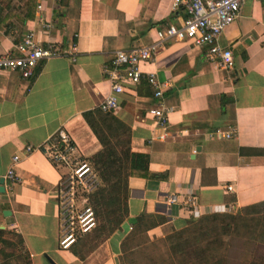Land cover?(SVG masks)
<instances>
[{
    "label": "crops",
    "instance_id": "obj_1",
    "mask_svg": "<svg viewBox=\"0 0 264 264\" xmlns=\"http://www.w3.org/2000/svg\"><path fill=\"white\" fill-rule=\"evenodd\" d=\"M38 15L52 24L42 38L64 49L74 44L75 58L42 60L31 79L0 70V227L22 236L32 264H122L121 242L139 216L156 222L150 238L191 220L182 204H166L172 193L194 192L203 211L216 204L236 211L264 200V0H245L219 39L232 50L233 68L210 62L189 40L166 42L142 66L162 84V101L171 107L167 126L156 127L147 113L160 101L143 83L121 95L114 115L130 127L131 150L149 156L153 175L127 179L125 220L84 259L59 248L56 187L67 168L52 164L42 149L27 154L25 146L45 145L63 129L77 158L98 152L101 145L82 114L99 108L109 92L102 66L115 49L147 45L185 14L173 10L171 0H47L41 12L35 0H0V52L40 31ZM216 128H235L236 135L209 136ZM14 154L20 182L8 194L4 175Z\"/></svg>",
    "mask_w": 264,
    "mask_h": 264
},
{
    "label": "built area",
    "instance_id": "obj_2",
    "mask_svg": "<svg viewBox=\"0 0 264 264\" xmlns=\"http://www.w3.org/2000/svg\"><path fill=\"white\" fill-rule=\"evenodd\" d=\"M36 10L41 12L43 3L47 0H35ZM245 0H171L173 10H182L184 18L178 25L168 24L166 27L156 31V39L147 45L135 46L128 49H115L107 62L102 66V75L109 82L110 89L106 96L100 101L98 107L103 112L113 114L120 107V97L129 89H136L143 84L148 85L152 90V97L159 100L156 107L150 108L148 114L154 120L155 126L165 128L168 123L170 106L163 103L164 92L161 82L153 72L144 71L142 66L154 60L156 55L165 47L166 42L176 40H189L194 46L200 47L205 52V57L217 65L226 69L233 68V54L229 47L221 46L219 39L223 31L229 27L239 16L240 7ZM40 31H29L23 35L12 49L0 52V70L17 71L24 79H31L38 64L58 56H69L75 58L74 44L64 49L55 42L44 40L43 36H49L52 24L41 15H38ZM236 135L235 128H216L209 132V136L218 139H228ZM166 132L159 138H164ZM35 149H42L48 160L56 166H65L67 172L58 181L57 205L60 223L69 227L81 220L88 218L90 224L80 228V232H87L93 225V213L89 206H86L81 215H74V198L78 188L90 192L85 182L88 178L97 179L96 174L87 159L76 157V146L69 134L63 129L53 133L45 145L34 147L26 145L24 151L28 154ZM19 161V155L14 154L11 164L8 167L4 178L7 180L5 192L12 194L15 184L20 179L15 173V165ZM64 183L63 187H60ZM96 187V186H95ZM227 190L231 191L232 186L228 185ZM165 202L167 205L175 203L182 204L189 212L192 220H197L208 213H232L234 208L225 204L209 206L207 210H201L197 196L194 192L186 195L169 194ZM81 227V226H80ZM72 228V227H70ZM82 233V234H83ZM74 232L67 233L59 239V248L69 249L75 242Z\"/></svg>",
    "mask_w": 264,
    "mask_h": 264
},
{
    "label": "trees",
    "instance_id": "obj_3",
    "mask_svg": "<svg viewBox=\"0 0 264 264\" xmlns=\"http://www.w3.org/2000/svg\"><path fill=\"white\" fill-rule=\"evenodd\" d=\"M82 116L101 145L98 152L87 158L101 184L92 192L82 190L99 216L100 224L89 234H79L69 247L80 259H84L107 239L105 235L98 241L108 224L114 222L112 230H115L125 220L127 179L153 175L148 168L149 156L131 150V130L127 124L112 112H103L99 108L85 111ZM115 199L124 204L123 208L122 205L118 209L112 207ZM155 225L156 222L149 215L137 218L121 242L119 261L122 264L130 263L132 251L127 247L128 241H136L135 245L139 246L141 242L137 238L142 237L145 243H149L151 238L147 231ZM9 235L17 240L14 241ZM157 241L165 245L172 264H264V200L243 206L232 213L204 214L197 220H189L182 229H172ZM16 251L23 252V264H32L22 236L12 229H0V264H12L10 259ZM145 264L162 263L151 259Z\"/></svg>",
    "mask_w": 264,
    "mask_h": 264
},
{
    "label": "rangeland",
    "instance_id": "obj_4",
    "mask_svg": "<svg viewBox=\"0 0 264 264\" xmlns=\"http://www.w3.org/2000/svg\"><path fill=\"white\" fill-rule=\"evenodd\" d=\"M100 184H101V180H99L98 177H97V179H93V177H90L85 182L86 188L91 189L90 192L94 191L96 188L95 186H100ZM63 186H64V183L61 186H59V188L63 187ZM57 188H58V186L56 187V189ZM122 192H124L123 189H122ZM122 197H123V194L119 196L120 199ZM87 199L88 198L82 194V188L81 187L78 188L77 195L74 198V205H75L74 215L75 216L81 215V213L84 211L85 207L89 206L91 208V211H92L93 216H94V219H93L94 223L91 226V228L87 232H84V233L80 232V228H84V227L88 226L90 224V222H88V218L81 220L80 217L77 216L80 221H77L76 223L74 222V224L70 226L72 228H70L65 223H61V234H60L59 239H62L69 232H74L75 238L77 239L79 234H81V233H83L82 235L89 234L90 232H93V230L99 226V224H100L99 216L97 214H95L93 208L88 203ZM123 205L124 204H121L120 202L118 203L117 200L115 199V203L112 207L115 209H118V208H120V206L123 208ZM113 223L108 224L106 226L105 231L102 232L101 238H98V241L101 240L105 235H107V236L111 235L115 230H117L120 227L119 226L115 230L113 229L114 230L113 231L112 230V227L114 226ZM9 237H11L14 241L17 240V238L14 236L9 235ZM159 238H162V237H159ZM159 238L153 237V238H151L149 243H145L142 237L137 238L138 239L137 241L141 242V245H139V246L135 245L136 241H133V240L128 241L127 247L129 249V251H132V252H130V255H129L130 263L126 262L125 264H145V263L149 262L151 259H155V260H157L158 263H162V264H172L173 261L171 260V258H169V255L167 253V249H166L165 245L162 242L157 241V239H159ZM7 250L10 252L12 249L8 248ZM14 253H15V256H13L10 259V262L12 264L13 263L23 264V262H24L23 261L24 260L23 252L22 251H16Z\"/></svg>",
    "mask_w": 264,
    "mask_h": 264
},
{
    "label": "water",
    "instance_id": "obj_5",
    "mask_svg": "<svg viewBox=\"0 0 264 264\" xmlns=\"http://www.w3.org/2000/svg\"><path fill=\"white\" fill-rule=\"evenodd\" d=\"M3 180L0 179V182H2ZM8 211H4V214H6ZM133 218H130V220H132ZM0 229H3L2 227H0Z\"/></svg>",
    "mask_w": 264,
    "mask_h": 264
}]
</instances>
